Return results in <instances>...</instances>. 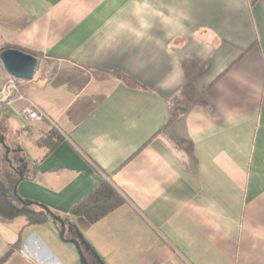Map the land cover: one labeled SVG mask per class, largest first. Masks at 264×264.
<instances>
[{
	"label": "crops",
	"instance_id": "1",
	"mask_svg": "<svg viewBox=\"0 0 264 264\" xmlns=\"http://www.w3.org/2000/svg\"><path fill=\"white\" fill-rule=\"evenodd\" d=\"M8 49L38 60L18 82L53 123L0 107L20 199L105 264H264V0H0ZM176 97L187 113L167 129ZM104 180L125 205L70 215ZM50 225L0 219V257L21 235L6 264H53Z\"/></svg>",
	"mask_w": 264,
	"mask_h": 264
},
{
	"label": "trees",
	"instance_id": "2",
	"mask_svg": "<svg viewBox=\"0 0 264 264\" xmlns=\"http://www.w3.org/2000/svg\"><path fill=\"white\" fill-rule=\"evenodd\" d=\"M186 113L187 109L182 99L179 97L174 98L169 110L170 119L166 128L172 127L184 117ZM52 135L56 136L55 133H52ZM17 182L18 180L8 174V172L4 173L2 179H0V219L5 221L23 219L27 226L45 225L49 218L46 212L47 208L40 204L26 202L20 199L18 195L15 194ZM125 203V198L116 188L111 183L104 180L81 202L72 207L70 215L84 218L90 224H96L111 213L120 209ZM50 212L52 211L50 210ZM53 214L66 221L63 216L56 213ZM73 228L77 230L74 226ZM21 245L22 236L20 235L18 241L10 246L8 253L0 257V264H6L10 261L12 256L20 250Z\"/></svg>",
	"mask_w": 264,
	"mask_h": 264
},
{
	"label": "water",
	"instance_id": "3",
	"mask_svg": "<svg viewBox=\"0 0 264 264\" xmlns=\"http://www.w3.org/2000/svg\"><path fill=\"white\" fill-rule=\"evenodd\" d=\"M0 60L4 66V69L11 77H14L17 80H22V81H32L34 79L38 67V60L34 56L24 53L20 50L8 49L0 54ZM0 145L5 149L6 160L12 166V161L9 158V155L12 152L11 148H9L6 145L5 141L2 140L1 138H0ZM19 176H20V180H22L23 179L22 174H20ZM16 187H15V194H17ZM46 212L52 219L56 221V223L60 225L61 241L66 244H72L76 246L82 264H89L87 258L85 257L84 251L90 252L97 264H105L104 261L88 244V242H86V240L84 239V237L82 236V234L78 229L76 230V238L68 239L67 235L74 230L73 226L67 223L66 221H64L62 218L50 212L48 208Z\"/></svg>",
	"mask_w": 264,
	"mask_h": 264
},
{
	"label": "rangeland",
	"instance_id": "4",
	"mask_svg": "<svg viewBox=\"0 0 264 264\" xmlns=\"http://www.w3.org/2000/svg\"><path fill=\"white\" fill-rule=\"evenodd\" d=\"M8 170L9 164L6 163L5 152H2L0 155V179H2V175L8 172ZM48 220L51 222V227L45 226L43 229H40L39 236L48 245L49 252L51 253L50 256L54 255L61 264H82L76 246L62 242L60 239L59 224L51 217ZM56 259L53 264H58L56 263ZM88 262L89 264H92L91 260H88Z\"/></svg>",
	"mask_w": 264,
	"mask_h": 264
},
{
	"label": "built area",
	"instance_id": "5",
	"mask_svg": "<svg viewBox=\"0 0 264 264\" xmlns=\"http://www.w3.org/2000/svg\"><path fill=\"white\" fill-rule=\"evenodd\" d=\"M24 104L20 111L21 118L28 124H38L51 120L28 97L24 85L19 84L14 77H9L0 87V107H15ZM53 124V123H52Z\"/></svg>",
	"mask_w": 264,
	"mask_h": 264
},
{
	"label": "flooded vegetation",
	"instance_id": "6",
	"mask_svg": "<svg viewBox=\"0 0 264 264\" xmlns=\"http://www.w3.org/2000/svg\"><path fill=\"white\" fill-rule=\"evenodd\" d=\"M5 156H6V153H5ZM12 156H15L14 153L12 154ZM16 164H18V162H16ZM67 238L68 239H75L76 238V230H73L71 233H69L67 235ZM90 260H91L92 264H97L94 258H90Z\"/></svg>",
	"mask_w": 264,
	"mask_h": 264
}]
</instances>
